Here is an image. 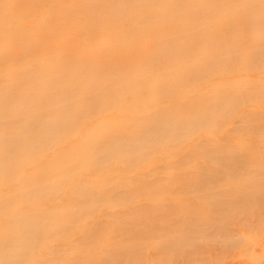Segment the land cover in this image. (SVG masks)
I'll list each match as a JSON object with an SVG mask.
<instances>
[{"label": "rangeland", "instance_id": "1", "mask_svg": "<svg viewBox=\"0 0 264 264\" xmlns=\"http://www.w3.org/2000/svg\"><path fill=\"white\" fill-rule=\"evenodd\" d=\"M100 1L84 0L77 11L95 18L91 8ZM144 1L157 26V39L162 40L153 50L160 64L135 61L129 66L128 54L136 43L132 25L122 22V39L116 43L113 37L101 40L95 27L87 33L85 26L61 38L67 41V58L79 47L105 56L114 45L112 77L101 87L107 92L123 88L118 101L126 115L133 107H155L167 112V125L163 122L161 128L151 121L147 138L129 141L126 136L136 126L129 120L121 124L112 102L102 112L92 111L82 125L79 115H70L66 121L73 125L64 128V135L73 130L91 133L96 127L109 134L98 140L102 151L82 179L87 186L55 168L30 187L33 190L4 185L0 202L9 216L1 224L15 225L14 214L21 207L25 210L19 199L39 193L35 202L42 210L25 222L41 223L42 229L19 242L10 241L11 234L0 236V264H11V249L14 264H264V0ZM26 2L37 21L52 14L47 0H2L1 7L14 20ZM59 4L66 9L67 0ZM123 5L139 7L137 0H112L108 8L124 11ZM181 21L188 30L200 31L183 36L174 31ZM20 34L15 23L12 40L18 51L12 61L6 59L9 49L0 37V85L20 86L27 95L14 101L30 102L37 111L36 116L0 120V134L9 137L3 145L9 160L0 163L12 165L21 158L9 141L15 136L10 132L36 139L37 133L28 127L37 120L46 124L56 105H63L43 76L41 57L55 49L54 44L38 45L28 53ZM148 37L154 39L152 32ZM44 40L49 37L42 36ZM176 42L184 59L170 61L162 52ZM223 58L239 63L238 71L232 65L223 70ZM165 61L169 63L164 66ZM64 81L66 96L90 102L94 89L88 82L70 83L67 77ZM178 106L182 109L176 112ZM147 120L148 112L137 115L138 124ZM106 137L115 143L114 151L106 148ZM51 138L45 135L46 148L37 150L35 158L54 164ZM63 145L69 146L66 141ZM156 198L162 201L154 202Z\"/></svg>", "mask_w": 264, "mask_h": 264}, {"label": "bare ground", "instance_id": "2", "mask_svg": "<svg viewBox=\"0 0 264 264\" xmlns=\"http://www.w3.org/2000/svg\"><path fill=\"white\" fill-rule=\"evenodd\" d=\"M2 1V0H1ZM0 1V37L5 39L4 47L9 49L6 54L7 60H14L12 58L18 51L15 49L14 41L12 40V26L16 23L20 29V38L24 44L25 51L30 53L38 45L48 46L54 44L55 49L46 52L41 57L42 64L45 65L43 76L46 78L49 89L58 97H62L63 105H56L55 115L46 123L43 124L41 120H37L34 124L30 125L28 129H33L37 133L36 139H24L19 138L17 132L14 138L9 141L14 142V149L18 152L21 160H18L15 165L0 163V200L3 199L4 195L2 190L4 185L16 183V188L23 191H30V187L34 186L36 182L40 184L43 175L49 172L52 168L57 169L59 174H63L71 180L79 181L85 178L86 172L89 165H92L98 156V153L102 151L99 146V139L108 136L104 128L96 127L91 133L77 132L75 130L64 135V128L69 127L70 121L69 116H80V124L82 120L88 121L90 119L89 114L92 111L102 112L105 107L112 102V107L117 111V118L122 124L125 120H129L136 126V130L129 134L127 139L129 141H137L146 137L145 129L148 128L149 122H156L161 126L166 119L167 112L156 110V108H148L146 105L139 107H133L129 110L126 115V111L122 108L118 101L121 95V86H116L111 91L101 87L102 83L109 80L112 77V67L115 65L114 56L116 49L114 45L109 47L107 55L93 53L87 47H79L72 54L71 57L65 56L66 43L65 39L61 36L63 33L75 31L80 26H85L87 33H89L93 27L101 32L102 38L113 37L115 42L121 41L120 29L123 24L132 25L133 33L132 40L136 43V46L129 51V66L134 64L135 61H145L149 65H154L158 61L154 60L153 50L159 48L162 40L157 39L159 33L157 26L153 18H151L150 9L147 7V3L144 0H137V7L134 10L133 7H126L124 11H110L108 5L111 4L112 0H102L97 3L93 8L96 11V17L91 18L88 13H79L77 11L79 5L84 0H67L66 9L63 8L62 4H59V0H47L46 3L52 6V14L48 16L52 17V22H48V18L44 19V15L38 20L31 17V6L26 2V9L16 19L12 20L9 16H5V11L1 7ZM49 6V5H48ZM121 8V9H122ZM140 18V22L135 21L136 18ZM124 20L122 21V19ZM135 18V19H134ZM87 25H84L87 23ZM63 24L61 28H56L57 25ZM109 29L111 34L105 33V30ZM174 31L188 37V33H194L200 31V27H193L191 30L186 28V23L181 21L174 27ZM152 32L154 39L148 37V34ZM187 33V34H186ZM243 34H241L242 36ZM49 37L47 41H41V37ZM69 38V37H68ZM179 42L169 44L164 48L162 55L166 59L172 61L178 57L183 58V54L178 51ZM98 47H102V43H99ZM49 50V49H46ZM212 61V60H211ZM167 65L169 61H165ZM161 62L157 63L160 64ZM228 65H232L235 70L238 66L232 59L223 58L221 67L223 70ZM118 69H122L120 65ZM146 69V68H145ZM235 71H238L237 69ZM102 76L103 80H99L98 77ZM70 83L85 81L94 89L92 99L90 102H81L70 94L66 96V87L68 82ZM0 120L8 121L12 117L17 116H36L37 111L33 104L27 101H14L18 97L23 99L26 97L27 92L18 87H9L5 84L0 85ZM114 95V97H113ZM113 97V98H112ZM112 98V99H111ZM7 100H13V102H7ZM155 102V101H154ZM156 103V102H155ZM182 109L178 106L175 111L178 112ZM142 111H146L151 115L150 121H143L138 124L136 121L137 115ZM78 116V117H79ZM168 117V116H167ZM166 123L168 120L165 121ZM164 122V125L166 124ZM152 124V123H151ZM155 124V125H156ZM163 125V127H164ZM167 125V124H166ZM150 127V126H149ZM158 127V126H157ZM147 130V129H146ZM51 134L52 138L49 146L52 148V157L57 158V162L53 164L50 160H42L41 158H35V152L39 149L46 147L42 146L45 142V135ZM110 137V136H109ZM107 143L108 142V138ZM8 135L0 134V161L9 160L8 155L3 150L4 143L8 140ZM76 140V142H74ZM105 140V139H104ZM110 140L111 137H110ZM68 143V147L63 145V142ZM127 141V142H129ZM115 143L110 142L106 145L109 151H114ZM76 165V173L70 177V170ZM28 171V172H27ZM67 181H70L67 179ZM83 184L87 186L86 181L82 180ZM16 197V196H15ZM41 197V194L35 193L32 197H23L21 200L25 204V210L23 207L14 214L16 224L13 226H7L1 224L9 216V210L0 202V236L11 234L10 241L19 242L22 238H25L33 230L42 229V224L34 225L31 221L30 224L25 222V219H32L34 214L42 210V207L35 202L36 199ZM162 201V198L154 199V202ZM169 201V200H168ZM47 223L43 221V224ZM7 239V238H6ZM9 261L14 264V250H9Z\"/></svg>", "mask_w": 264, "mask_h": 264}]
</instances>
